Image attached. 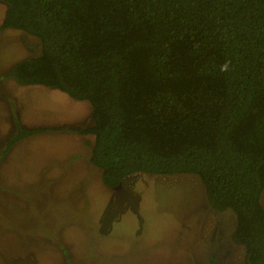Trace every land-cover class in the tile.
I'll list each match as a JSON object with an SVG mask.
<instances>
[{"label":"trees","instance_id":"1","mask_svg":"<svg viewBox=\"0 0 264 264\" xmlns=\"http://www.w3.org/2000/svg\"><path fill=\"white\" fill-rule=\"evenodd\" d=\"M3 29L41 42L19 83L89 102L104 184L196 175L264 264V0H7ZM42 130H22L9 148ZM214 258L211 263L213 264Z\"/></svg>","mask_w":264,"mask_h":264},{"label":"rangeland","instance_id":"2","mask_svg":"<svg viewBox=\"0 0 264 264\" xmlns=\"http://www.w3.org/2000/svg\"><path fill=\"white\" fill-rule=\"evenodd\" d=\"M0 0V264H249L234 212L212 209L196 175L126 177L116 188L90 162L89 102L19 83L41 42L3 29ZM42 130L9 148L22 130ZM264 206V193L262 196Z\"/></svg>","mask_w":264,"mask_h":264}]
</instances>
